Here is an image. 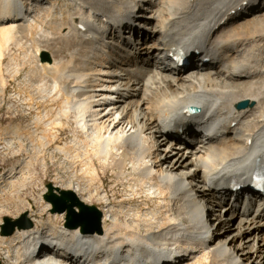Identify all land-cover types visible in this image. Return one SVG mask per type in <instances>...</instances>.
<instances>
[{
  "label": "bare ground",
  "instance_id": "obj_1",
  "mask_svg": "<svg viewBox=\"0 0 264 264\" xmlns=\"http://www.w3.org/2000/svg\"><path fill=\"white\" fill-rule=\"evenodd\" d=\"M40 2L45 19L38 0H0V58L19 36L36 43L32 73L61 93L59 111L81 131L57 146L79 168L64 188L97 206L101 231L65 226L66 212L51 213L44 189L31 201L12 192L0 198L3 264H162L169 252L187 256L179 264H264V210L234 211L202 192L207 210L200 212L191 197L206 183L221 192L264 170V0ZM123 20L132 21L134 46L117 28ZM56 40L74 46L68 58L40 61ZM168 47L187 51L190 64L174 69L162 61ZM199 124L227 135L193 143L186 130ZM99 168L112 170L129 200H110ZM21 171L11 168L0 184L11 185ZM198 180L205 184L196 188ZM23 212L32 226L2 234L1 217ZM41 238L54 245L53 257H31Z\"/></svg>",
  "mask_w": 264,
  "mask_h": 264
},
{
  "label": "rangeland",
  "instance_id": "obj_2",
  "mask_svg": "<svg viewBox=\"0 0 264 264\" xmlns=\"http://www.w3.org/2000/svg\"><path fill=\"white\" fill-rule=\"evenodd\" d=\"M42 8H44L43 12L41 11ZM46 8L49 10L50 7L48 8L47 6ZM39 9L41 11V13L39 12L40 17L42 16L41 18L45 19L47 10L45 7H40ZM16 26L20 27L22 25L19 24ZM26 39L27 37L21 38L19 36L15 42H11L8 49L3 51V56L0 58V175H8V172L13 167L17 171L22 167V171L17 172L15 182L11 185L0 184V198L9 197L13 192L14 194L12 193L11 195L16 194L21 198L30 199L31 201V199H36L41 194L42 189L45 191V186L48 182L65 189L64 187L68 185L70 176L73 175L71 176L73 177L71 178L72 183H76L75 178L79 171L77 164L69 165L66 152L58 149L57 146H65L66 143L72 140L74 131L79 135L81 131L79 128H76L73 117L66 120L59 111L61 110V105L63 106L61 93H55V90H48V81L44 80V83L39 81V76L35 74V68H32L36 65V59L33 56L36 43L34 44L29 38L27 41ZM25 42L28 44H25ZM16 44L17 46H15ZM43 44L44 42H41V45ZM52 44L54 46L53 49L57 47L62 49L58 52H54L51 49L48 54L56 59L63 60L68 58L69 49L74 47L73 45H65L66 43L64 41L57 40L52 41ZM38 56L40 57V53ZM58 120L64 124L69 122V128L61 129L56 127L54 124ZM17 131L20 132L18 133ZM98 171L104 177L103 185L111 201L118 202L120 200L127 201L130 199V197L124 194L123 186L119 183L115 184V177L111 169L106 168L103 170L99 168ZM155 203L153 204L152 202L150 204L151 207H154ZM38 205L34 202V209L38 208ZM94 206L96 205L94 204ZM75 209L77 210V208ZM10 210H13V207H10ZM23 214L26 213L18 214L15 219ZM4 217H9L14 220L10 215H3L1 217V226ZM27 217L31 220L28 214ZM46 217L47 214L42 215V218L45 219ZM64 217L65 213H63V219L64 223H66ZM44 231L48 232L47 229ZM3 258V252H1V264H3ZM194 260L196 259L193 258L192 261Z\"/></svg>",
  "mask_w": 264,
  "mask_h": 264
},
{
  "label": "water",
  "instance_id": "obj_3",
  "mask_svg": "<svg viewBox=\"0 0 264 264\" xmlns=\"http://www.w3.org/2000/svg\"><path fill=\"white\" fill-rule=\"evenodd\" d=\"M40 61H50L51 57L48 52L40 53ZM247 106V101H243L237 105L238 108ZM43 198L51 204V213L65 214V226L69 228L80 227V231L84 233L100 232L101 212L94 205H87L80 202L75 193L68 189L56 187L51 182L45 186ZM77 207V210L74 208ZM32 226V221L27 217V214L21 215L17 219L4 217L1 226L2 234H12L16 228L26 229ZM1 264V263H0Z\"/></svg>",
  "mask_w": 264,
  "mask_h": 264
}]
</instances>
